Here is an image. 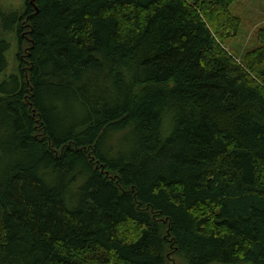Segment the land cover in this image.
Instances as JSON below:
<instances>
[{"label": "trees", "instance_id": "obj_1", "mask_svg": "<svg viewBox=\"0 0 264 264\" xmlns=\"http://www.w3.org/2000/svg\"><path fill=\"white\" fill-rule=\"evenodd\" d=\"M28 1L0 9V264H264V29L238 60L235 0Z\"/></svg>", "mask_w": 264, "mask_h": 264}, {"label": "rangeland", "instance_id": "obj_2", "mask_svg": "<svg viewBox=\"0 0 264 264\" xmlns=\"http://www.w3.org/2000/svg\"><path fill=\"white\" fill-rule=\"evenodd\" d=\"M25 1L0 0V9L5 12H20L23 10ZM231 12L240 17L241 23L237 36L228 40L226 50L239 60L246 50L256 45L255 34L257 30L264 29V0H235ZM0 38H4L10 44L8 51L5 53L7 68L0 75L1 80L5 77L17 75L19 44L12 33L5 34L0 31ZM163 132H165V128ZM175 263L181 264L177 259H175Z\"/></svg>", "mask_w": 264, "mask_h": 264}, {"label": "water", "instance_id": "obj_3", "mask_svg": "<svg viewBox=\"0 0 264 264\" xmlns=\"http://www.w3.org/2000/svg\"><path fill=\"white\" fill-rule=\"evenodd\" d=\"M31 4H33V1H30Z\"/></svg>", "mask_w": 264, "mask_h": 264}, {"label": "flooded vegetation", "instance_id": "obj_4", "mask_svg": "<svg viewBox=\"0 0 264 264\" xmlns=\"http://www.w3.org/2000/svg\"><path fill=\"white\" fill-rule=\"evenodd\" d=\"M28 3L30 4V1H28ZM32 5V4H31Z\"/></svg>", "mask_w": 264, "mask_h": 264}, {"label": "bare ground", "instance_id": "obj_5", "mask_svg": "<svg viewBox=\"0 0 264 264\" xmlns=\"http://www.w3.org/2000/svg\"><path fill=\"white\" fill-rule=\"evenodd\" d=\"M32 1V0H31ZM31 4V3H30Z\"/></svg>", "mask_w": 264, "mask_h": 264}]
</instances>
